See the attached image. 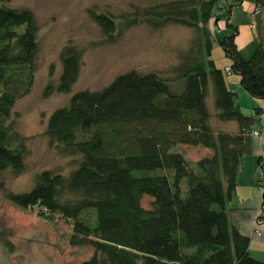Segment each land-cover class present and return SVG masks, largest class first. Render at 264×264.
<instances>
[{
	"label": "trees",
	"instance_id": "16d2710c",
	"mask_svg": "<svg viewBox=\"0 0 264 264\" xmlns=\"http://www.w3.org/2000/svg\"><path fill=\"white\" fill-rule=\"evenodd\" d=\"M216 1L153 0L117 15L88 9L105 43L140 23L153 29L192 28L195 36L177 53L171 76L128 70L100 89L71 92L83 50L70 40L62 46L57 83H48L44 94L71 95L48 116L45 134L61 155L73 157V167L66 174L39 171L28 190L5 189L1 179L0 188L20 208L39 206L41 213L69 222V243L92 248L80 264H264L250 255L249 237L227 215L240 159L250 152L251 126L263 110L244 113L224 74L238 75L240 86L264 101V0L254 3L261 17L249 57L234 41L237 27L226 20L230 32L216 42L230 60L229 70L212 58L208 23L216 16ZM7 2L0 0V176L24 169L27 150L8 120L15 102L33 85L38 51L33 12ZM219 8L228 19L229 9ZM174 83L178 90L171 89ZM209 92L217 122H234L235 130L211 126ZM177 145L206 152L189 160L174 149ZM257 164L262 219L264 159L258 157ZM144 195L151 198L149 208L141 205Z\"/></svg>",
	"mask_w": 264,
	"mask_h": 264
},
{
	"label": "rangeland",
	"instance_id": "374dc122",
	"mask_svg": "<svg viewBox=\"0 0 264 264\" xmlns=\"http://www.w3.org/2000/svg\"><path fill=\"white\" fill-rule=\"evenodd\" d=\"M150 1L153 0H8V7H24L33 12L38 25V51L33 85L27 94L15 102L8 120L12 133L23 139L27 150L24 169L18 174L10 171L1 174L5 189L28 190L39 171L50 169L66 174L73 167V157L61 155L48 143L45 134L48 116L55 108L67 103L71 92L100 89L116 75L128 70L141 73L156 71L162 76H171L169 69L177 63V53L186 49L195 36L192 28L169 24L153 29L140 23L125 31L116 42L105 43L99 27L87 13L89 8H97L117 15L132 11L135 7L141 8ZM226 1L217 0L213 6V13L222 22L227 13L219 6L230 0ZM242 1L251 5L255 3V0ZM245 13L242 5H235L229 19L237 27L252 21L257 25L252 34L253 42L242 51L249 57L256 45L254 40L258 38V15L251 19V15ZM227 32L222 29L213 32L212 36L220 38ZM68 40L83 50L77 80L68 94L56 91L44 94L48 83H57L61 71L59 53ZM213 45L212 58L224 68L222 50L216 42ZM224 74L227 76L225 70ZM170 87L179 89L176 83ZM206 103L212 113L211 126L219 127L222 124V128L230 130L235 125L234 122H217L211 92L206 97ZM174 149L180 150L189 160H196L206 152L202 147L190 145H177ZM258 178L261 179L260 174ZM184 183L183 180L182 187ZM150 201L151 198L144 195L141 205L149 208ZM41 212L39 206L20 208L12 204L0 188V264H80L92 254V248L88 245L69 243V222L58 214Z\"/></svg>",
	"mask_w": 264,
	"mask_h": 264
},
{
	"label": "crops",
	"instance_id": "0c3cea01",
	"mask_svg": "<svg viewBox=\"0 0 264 264\" xmlns=\"http://www.w3.org/2000/svg\"><path fill=\"white\" fill-rule=\"evenodd\" d=\"M224 5L229 9L228 19L225 18L224 22H222L219 19V16L215 14L216 16L208 23L211 36L213 35V32L217 33L222 29L227 30L228 32L226 34H228L230 30L226 27V20L231 25L236 26L229 19L231 15V9L235 5H242L246 11L245 14L249 13L251 15V19L252 16L254 19L255 15H258L259 37V23L261 13L255 8L254 4H245V2L243 3L242 0L240 1V4H234V1L230 0L228 3H224ZM244 20L246 21L247 18ZM256 26L257 25H255L254 21L250 22L248 25L243 24L239 25L238 27L236 26L237 34L234 41L244 57H246V55L242 52L243 48L247 46V44L249 47V45H251L253 42L254 37L252 34L255 32ZM212 38L214 44L218 38H214L213 36ZM257 41L254 40V43L256 44ZM222 54V60L225 64L224 67H227L230 65V60L224 55L223 52ZM225 80L228 88L235 94L234 101L237 105H239L244 113L252 114L255 108H262L263 110L258 120H256L251 126V130L256 131L258 134L251 135L250 152L240 159L237 185L231 200L228 202L227 215L230 222L234 224L241 231V233L249 237L250 242L248 250L250 255L256 259L264 260V217L262 219L259 218L261 214L260 209L262 188L256 182L258 179V174H260L257 158L261 157L264 159V101L251 97L240 86L238 75L228 72L227 76L225 75ZM232 130H235V126H232Z\"/></svg>",
	"mask_w": 264,
	"mask_h": 264
},
{
	"label": "built area",
	"instance_id": "2783aa9c",
	"mask_svg": "<svg viewBox=\"0 0 264 264\" xmlns=\"http://www.w3.org/2000/svg\"><path fill=\"white\" fill-rule=\"evenodd\" d=\"M226 69L229 70L228 67H227ZM252 134H253V135H257L258 133H257L256 131H253Z\"/></svg>",
	"mask_w": 264,
	"mask_h": 264
}]
</instances>
